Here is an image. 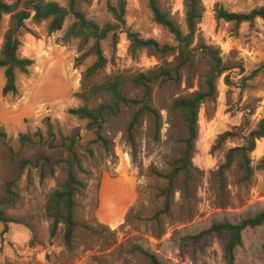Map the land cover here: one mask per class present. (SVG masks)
Returning a JSON list of instances; mask_svg holds the SVG:
<instances>
[{
    "label": "rangeland",
    "instance_id": "374dc122",
    "mask_svg": "<svg viewBox=\"0 0 264 264\" xmlns=\"http://www.w3.org/2000/svg\"><path fill=\"white\" fill-rule=\"evenodd\" d=\"M56 2L68 7V0ZM13 7L0 22V52L8 32L22 14H30L18 36L19 55L33 60L27 74H17L18 94L4 95L0 70V207L8 224L0 222V264H151L145 252L162 264H225V233L205 235L214 225L240 224L264 212V138L251 155L255 169L245 180L237 164L221 173L227 152L264 118V20L253 25L219 21L216 10L248 14L264 0H202L204 14L190 50L192 60L175 78L150 85V105L159 114V130L143 117L133 133L128 128L134 108H122L105 120L102 137L87 121L68 113L82 106L109 103L102 95L84 101L78 94L87 70L95 63L91 45L65 40L74 23L67 17L61 31L48 33L50 20H34L37 0H0ZM126 6L125 25L101 42L107 64L98 75L122 73L130 80L150 75L167 63L180 64L178 54L162 57L149 49H135L130 34L175 46V38L153 21L147 0H89L80 9L100 27L117 25L109 4ZM163 11L184 34L188 32L183 0H159ZM212 49V53L206 50ZM219 59L223 74L216 76ZM254 72L258 74L252 77ZM216 93L208 96L210 81ZM125 96L142 100L144 91L128 84ZM206 95L198 114V136L191 166L172 187L171 206L165 210L161 191L185 152L188 131L183 120L169 113L181 97ZM231 133V137H224ZM25 137L27 139H25ZM75 142L83 171L74 168L84 185L75 197L77 224L72 250L64 246L63 226L51 237L46 216L47 195L66 179L67 148ZM92 152V153H90ZM44 159L54 167L51 174ZM15 202L9 203V189ZM264 222L247 227L235 251V264H264ZM143 250V251H142Z\"/></svg>",
    "mask_w": 264,
    "mask_h": 264
},
{
    "label": "trees",
    "instance_id": "16d2710c",
    "mask_svg": "<svg viewBox=\"0 0 264 264\" xmlns=\"http://www.w3.org/2000/svg\"><path fill=\"white\" fill-rule=\"evenodd\" d=\"M147 2L152 12L153 21L174 36L176 45H161L154 39H142L139 37V34L133 33L130 34V38L134 48L137 50L149 49L162 57L176 52L180 59V64L173 68L171 63H167L161 70L154 71L150 75L139 74L133 80H130L122 73L106 75L104 77L98 75L107 64V60L101 49V42L107 39L111 33H115L118 27L125 25L126 6L124 2H120L118 6L109 4L108 9L117 21V25H107L104 27H100L96 22L89 20L86 14L80 9V6L88 4L89 0H68V7H62L56 2H42L37 0L33 6L35 11L34 20L37 22L50 20L48 27L49 34L61 31L67 17L72 15L74 17V23L69 28L65 40L79 39L83 45H91L89 53L96 57V61L87 70L78 97L84 101H90L96 97L108 95L110 96V102L102 103L94 108L82 106L77 109H70L68 113L80 120L87 121V128L97 135L98 141L103 143H106V140L102 137L106 118L109 116H118L122 108H134L132 120L128 128V137L132 145H134L133 133L143 117H149L158 131L159 114L150 105V85L166 82L171 78H175L179 70L193 58L190 47L194 41L197 26L203 18L204 6L202 0H183L188 29L186 34H184L180 27L171 19L170 14L162 10L159 0H147ZM12 13L13 7L11 5L0 2V22L4 15ZM216 18L219 21L235 23L236 25L244 23L253 25L257 19L264 20V6L248 14L230 13L217 8ZM21 46L22 43L19 36L15 35V29L8 32L0 52V70H4L5 77V86L3 89V94L5 96L18 94L17 74H27L33 65V60L23 58L19 55ZM206 53H212V49L208 48ZM215 61V77H217L223 74L225 69L220 68L221 61L219 59ZM257 74L258 72H254L252 77ZM130 83L143 89L144 97L142 100H133L125 96V90ZM215 93L216 88L212 80L210 81V92L208 96H214ZM206 97V95L202 94H196L193 97H181L176 99L169 108V113L183 120L188 131V138L185 140L186 149L184 154L180 160L175 162V169L168 176V188L161 191V196L165 197L164 212H168L170 209V194L174 182L181 174H186L188 166H191L194 143L198 136V114ZM231 136V133H227L224 137L227 138ZM1 138H3L2 133H0V139ZM263 138L264 118L260 121L258 127L244 138V144L242 146L232 148L227 152L225 163L220 168L221 173L230 169L234 164H237L243 174V178L245 180H250L255 172L252 166L251 155L257 149V142ZM25 139L27 138L25 137ZM74 147L75 142L73 141L67 148L69 158L64 162L66 179L57 189L47 195L45 205L46 216L51 223V237L57 235L59 227L62 225L64 246L68 250L73 249L77 227L74 219L77 207L75 197L84 189L83 183L78 179L74 171L75 167L83 171L79 156L73 150ZM44 164L49 167L51 174H54V167L50 161L44 159ZM257 169L264 171V158L259 162ZM15 197V193L10 188L9 203L12 204L15 202ZM2 205L3 203L0 202V207ZM0 222L8 224L10 221L5 219L0 212ZM263 222L264 212L257 215L254 219L243 221L240 224L223 223L214 225L210 230L192 240L196 242L205 235H220L225 233L227 236V243L224 247V261L225 264H235V251L242 243L243 231L247 227L259 226L263 224ZM143 252L150 259L151 264H162L154 254Z\"/></svg>",
    "mask_w": 264,
    "mask_h": 264
},
{
    "label": "water",
    "instance_id": "95a60500",
    "mask_svg": "<svg viewBox=\"0 0 264 264\" xmlns=\"http://www.w3.org/2000/svg\"><path fill=\"white\" fill-rule=\"evenodd\" d=\"M30 18H31L30 14H22L18 18L17 27H16V30H15V35H18L20 30L25 26V21L30 19Z\"/></svg>",
    "mask_w": 264,
    "mask_h": 264
}]
</instances>
